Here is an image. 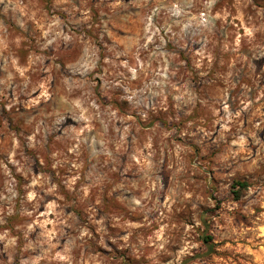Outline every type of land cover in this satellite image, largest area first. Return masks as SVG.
Listing matches in <instances>:
<instances>
[{
	"label": "rangeland",
	"instance_id": "rangeland-1",
	"mask_svg": "<svg viewBox=\"0 0 264 264\" xmlns=\"http://www.w3.org/2000/svg\"><path fill=\"white\" fill-rule=\"evenodd\" d=\"M0 264H264V0H0Z\"/></svg>",
	"mask_w": 264,
	"mask_h": 264
},
{
	"label": "trees",
	"instance_id": "trees-1",
	"mask_svg": "<svg viewBox=\"0 0 264 264\" xmlns=\"http://www.w3.org/2000/svg\"><path fill=\"white\" fill-rule=\"evenodd\" d=\"M233 185H234V188L238 187L239 189H244L246 187V184L241 183V182H235L233 183Z\"/></svg>",
	"mask_w": 264,
	"mask_h": 264
}]
</instances>
